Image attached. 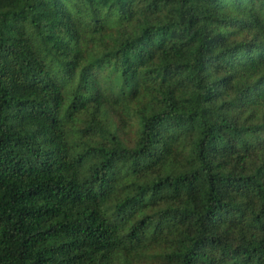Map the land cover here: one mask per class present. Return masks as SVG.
Segmentation results:
<instances>
[{"label": "trees", "instance_id": "1", "mask_svg": "<svg viewBox=\"0 0 264 264\" xmlns=\"http://www.w3.org/2000/svg\"><path fill=\"white\" fill-rule=\"evenodd\" d=\"M0 264H264V0H0Z\"/></svg>", "mask_w": 264, "mask_h": 264}, {"label": "rangeland", "instance_id": "2", "mask_svg": "<svg viewBox=\"0 0 264 264\" xmlns=\"http://www.w3.org/2000/svg\"><path fill=\"white\" fill-rule=\"evenodd\" d=\"M127 135H128V138H129V137H133L134 134H133V132H127ZM129 139H130V138H129ZM130 141H131V140H130Z\"/></svg>", "mask_w": 264, "mask_h": 264}]
</instances>
